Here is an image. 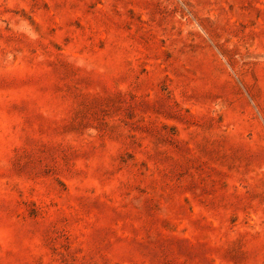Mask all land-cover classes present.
Wrapping results in <instances>:
<instances>
[{"label": "rangeland", "instance_id": "rangeland-1", "mask_svg": "<svg viewBox=\"0 0 264 264\" xmlns=\"http://www.w3.org/2000/svg\"><path fill=\"white\" fill-rule=\"evenodd\" d=\"M0 264H264V0H0Z\"/></svg>", "mask_w": 264, "mask_h": 264}]
</instances>
